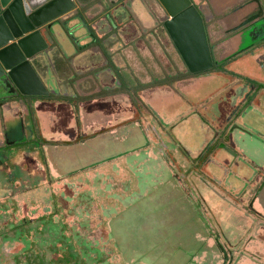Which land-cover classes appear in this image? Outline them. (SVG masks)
Listing matches in <instances>:
<instances>
[{
	"label": "flooded vegetation",
	"instance_id": "obj_1",
	"mask_svg": "<svg viewBox=\"0 0 264 264\" xmlns=\"http://www.w3.org/2000/svg\"><path fill=\"white\" fill-rule=\"evenodd\" d=\"M192 2L198 8L203 17L205 30L211 48L213 66L207 71L190 74L187 72L186 66L179 58L182 69L178 68V70H182L181 74L184 73L185 75H181L182 77L176 81L170 82V86L168 87H172V89L176 87L177 90L180 86H184V88L188 87L185 93L191 97L189 98V101L191 100L190 102H193L194 100L195 103H198L195 106H191L188 111L180 109L184 105H180L182 107L176 106V109L171 111L167 108H165L167 110H164L160 105L159 108H155V106H152V104L149 103V101H146L145 98V115H151V117L154 115L155 118L160 120L157 121L156 119L155 121L150 119V126L145 123L146 148L143 146L141 148L142 150L138 149L134 153H129L130 155H125L128 156L125 160L123 158H120L121 160L119 158L116 159V163L111 162L110 166L107 167V170L102 169L105 167L103 166L105 165L103 163L94 167L96 169L100 168L97 171H101V173L98 176L91 174L90 177H88L90 179L92 177V180H97L96 183L93 184L95 185L94 189L90 187L92 191L88 190L92 194L85 192V189H87L85 181L78 182L75 181V179L72 181L69 178L71 176L75 177V175L83 173L86 170L76 173L69 172L67 173L68 175H65L64 177L62 176L61 178L50 176L44 160L41 156L38 157V154L42 152L46 161L45 150L50 145H53V143H56L54 140H49L45 136L39 135L38 140L35 143H31V146L28 145V149L22 148L21 155L23 158L27 157L25 162H29L31 167L36 164V171L32 168V170H30V175L23 171L20 180L17 182L19 187H11L7 185L5 186V189L0 188V202L3 201L2 203H4V200L5 202L8 201V203H11V201L14 202L11 198L14 193V188L28 191L37 183H40V181L45 183V175L47 174V177H49V186L47 190L51 187L50 190L52 192L49 198H54L55 201V196L58 195L59 198H61V201L67 204V212L69 215L72 214L74 219H70L71 221H69V223L65 222L61 224L55 220L51 203H44L41 199L38 200V207L33 209V206L25 201L27 200V197L22 198L21 202L18 203V209L10 212V215L12 214V219L15 218L17 222H20V226H30L29 228L23 226L26 229L24 233L23 230L17 232L19 238H15V240H18L20 243L18 254L16 255L17 263L20 264L23 262V258H26L27 260L29 257H32V260L34 261L33 263L37 262V264H87L89 260H92L93 264H137L138 262L144 264H164L163 261L165 260L166 264H169L170 261L172 264L173 257L177 255L179 264V257L182 255L184 256L187 253L188 258L180 264H198L192 259V256H197L202 250L205 242H201L202 246H200L194 254L191 252H185L193 241L191 235L198 223H206L208 220V224L210 225L213 221L212 214H216L218 217L217 220H219V225H217L223 239L228 238V235L231 236L232 234H236L240 237L244 234L245 229H248L249 224L245 217L246 212L242 211V208L237 205L238 201L236 200L238 197L244 195L243 192L247 191H243V184H240L241 186L234 189V191H231L229 189L231 184H229L228 181L231 179V174H229L228 171L225 174H222L223 172L217 169V167L215 168V165L211 161H207V169H202V173L199 174L201 176H198V180L201 182L197 185L199 190L195 191L182 175L177 174L176 167L172 161L175 151L185 150L186 155L190 153L192 157H197L200 154V151H202L201 142L203 141L204 133L208 131V122L200 117V115L198 117L197 114L205 113L209 118L213 117L217 104H220L223 100L228 101L227 97L230 98L232 94V91L225 94V91L228 88L227 85L232 77L239 79L235 87L242 85L244 82H248L250 86H253L254 92L263 87H261V84L259 83V81H261L260 79L264 78L263 70L259 69V67L257 69L253 66H256V63L252 57L249 62L250 67H240V70L239 67L237 70L233 67V65L236 66L235 62H238L239 60L244 62L247 60V54L250 55L252 52H257V44H254L256 43L254 42L255 40H253L254 43L251 42V44H253L250 52H244L242 54L238 52L235 55L225 56L224 58H220L219 56L218 59L216 53L212 52L213 47L212 39L210 38L209 20H207L202 13L199 2L196 0H192ZM175 53L177 55V52ZM177 57L179 56L177 55ZM54 77L51 74L49 75L50 83H53L51 87L56 93V82L62 90L65 87L64 85L59 84V80L54 79ZM119 84L120 83L115 80L112 83V86L109 85V92L115 93L116 91L113 89L117 88ZM92 89H94V87H92ZM68 91L71 90L68 89ZM238 91H240L239 93H242L243 89ZM55 93L38 99L53 101L51 98L57 97V94ZM121 95L123 94L121 93ZM15 99L26 101L27 99H33V97H8L0 99V103H7L10 100ZM181 102V100L180 103L175 102V105L181 104ZM184 102L185 101L183 100V103ZM230 102L231 100L229 99L228 107L224 106L225 108H222L219 105V108H221V110L231 111L233 109L232 106L235 107L238 105L239 96L233 99L232 106H230ZM81 103H83V99H77L76 106ZM184 110L187 115L183 114V117H178L179 113L177 111L184 112ZM133 113L134 111H132L131 115L127 117L128 119L111 123V125L106 128L113 127L112 129L110 128L112 131L113 129L116 130L120 128L119 126H116L117 124H121L120 126L126 125V129H131L134 125H139L136 122H133ZM105 126L104 123L100 129L106 130ZM110 129H107L106 131H110ZM165 131H169V133H165ZM205 138L207 137L205 136ZM81 139H83L82 135L77 137L73 142L65 141L64 144H57L56 146L75 144ZM177 139H179V141ZM179 142L180 145H178ZM187 147L190 148V152ZM162 152H165L170 163L166 162L165 158H163ZM207 153L208 150L201 158H204ZM118 160L119 162H117ZM205 160L207 159L205 158ZM169 164L172 166L171 171L168 169L170 166ZM194 168L195 165L191 163V169L194 170ZM22 169H25V167H22ZM215 169L219 175L210 176L208 171ZM225 177H227V179ZM174 178L176 180H174ZM166 182L169 185L170 182L178 185L176 187L172 186L174 189H177L178 192L176 194L171 193L172 196H170L169 193L163 190L166 187ZM222 184H224L225 189L232 192L234 195L233 197L229 196V191H225L221 187ZM180 186H182L183 189H180ZM159 189L161 190L160 192H158ZM94 191L98 192L95 193ZM108 191H110V193ZM245 193H248V191ZM100 194H104V197H108L106 202L104 201L106 208H103V210L105 209L103 215H106L109 218L107 226H104L100 221L101 219H99L102 215H99L96 212L101 207L98 206L100 200H97V196ZM8 203L6 202L5 204ZM89 203L91 204L89 205ZM48 205L51 206L49 207ZM53 206H55V204H53ZM132 207L137 211L139 216L136 215L137 217L134 218V213H130V220L129 218H122L121 215L129 211L128 209H131ZM142 208H144V210H141ZM10 209L11 208L9 207V210ZM144 211L145 213L143 215H145V217L142 218V213ZM240 211H242V213H239ZM158 213H161L160 221H157ZM173 213L175 219L173 218ZM0 215L5 217V212L0 210ZM147 216H149V223L147 222ZM86 217H94L97 220L92 225L88 224V228H86V224L88 223L86 222ZM165 217L167 218L165 219ZM202 220L203 222H201ZM140 221H142V225H139ZM172 221L175 226L179 227L180 231L175 232L172 230L171 237L168 238L169 240H162L155 243V252L152 257L150 256L149 258H145L144 256L138 260H135V258H125L123 252H121L117 246L119 243L112 237V226L120 224L126 226V232L129 234L135 231L139 232L140 229L142 230L141 235L148 234L152 232L151 229H153L157 234L151 237L158 238V236H160L161 239L167 232L161 225L171 223ZM130 222L132 223L130 224ZM135 222L137 223L134 225ZM78 227H81L82 230H79ZM165 227L168 226L166 225ZM202 227L201 224V228ZM88 230L89 236L87 238L86 233ZM181 230L183 231L181 232ZM30 231L32 234L29 237L28 235ZM103 233L105 235L102 236ZM196 241L199 243L200 240ZM238 241L240 243L235 242L236 245L242 243L243 237H240V240L238 239ZM129 244L130 243H126V245ZM106 245L108 248H103L106 247ZM34 246H37L39 249H47L50 253H62L55 258H48L46 257L45 252L42 251L40 253V250L39 252L35 251ZM173 248H176L174 253L172 252ZM151 249H154V247L151 246ZM210 255L208 249L207 257H205L207 262L210 260ZM70 260L72 261L70 262Z\"/></svg>",
	"mask_w": 264,
	"mask_h": 264
},
{
	"label": "water",
	"instance_id": "obj_2",
	"mask_svg": "<svg viewBox=\"0 0 264 264\" xmlns=\"http://www.w3.org/2000/svg\"><path fill=\"white\" fill-rule=\"evenodd\" d=\"M151 1L152 20L159 17L157 19L162 21V27L187 72L196 74L211 69L213 58L203 17L192 0ZM140 2L144 8L145 0ZM134 9V0H127L125 3L123 0H0V99L16 96L38 98L55 93L51 87L53 83L49 80L52 58L69 59L71 66L77 60V75H73L76 80L66 84V95L83 98V103L88 104L102 93L109 92L111 85L104 83V77L109 74L119 83L110 63H116L117 54L114 51L122 40L127 39L122 34L126 24H123L124 20L119 21L118 16H122V19L128 10L133 15ZM136 19L143 22L141 18ZM262 28L264 29V18L260 26ZM97 37L100 39L99 45H96ZM256 50L251 56L246 55L247 60L252 57L264 72V37L257 43ZM117 67L119 66L116 65ZM53 71L57 76L58 72ZM64 71L66 75L72 72L68 69ZM236 79L232 77L230 82ZM259 83L263 87L256 92L248 82L233 88L229 98L230 106L238 96L239 103L232 106L231 111L221 110L217 105L212 118L205 113L197 114L208 122V131L204 133L202 141L205 144L197 159L199 163L208 150L206 159L221 170L222 174L227 171L231 174L229 189L234 191L243 184V191L247 190L249 195H253L264 212V80ZM87 85L94 89L87 90ZM68 89L72 90L71 93ZM242 89V93H239L238 90ZM55 94H61V87L57 82ZM133 135L134 128L120 130L80 143L50 145L46 151L52 167L59 170L65 166L68 171L73 172L71 168L76 164L92 162L103 156H108L104 159L112 163H116L118 158L127 159L128 156L125 155L129 153L125 148L132 141ZM122 148L124 151L120 152ZM162 156L170 163L165 152H162ZM171 167L170 165L169 169ZM208 172L210 176L219 175L216 169ZM221 187L232 194L225 189L224 184ZM128 210L121 215L122 218L130 216V213H137L133 207ZM13 211L14 208L9 210ZM144 213L145 211L142 214ZM245 215L251 221L248 232L253 231L248 240H245L254 253L251 260L264 264V235L258 228L253 230L255 219ZM147 222L149 223V216ZM139 225H142V221ZM260 226L264 229V223H260ZM151 230L152 232L145 234L146 237L157 234L155 230ZM136 233L139 232H132L134 235ZM112 237L115 239L114 235ZM232 250L233 248L228 250L230 257Z\"/></svg>",
	"mask_w": 264,
	"mask_h": 264
},
{
	"label": "rangeland",
	"instance_id": "obj_3",
	"mask_svg": "<svg viewBox=\"0 0 264 264\" xmlns=\"http://www.w3.org/2000/svg\"><path fill=\"white\" fill-rule=\"evenodd\" d=\"M140 1L141 0H137V1L134 0V8L135 9L133 11L135 12L134 13L135 17H134V14L130 15L129 13H127V15H125L123 13V16L124 15L125 16L122 19L120 18L122 16H118V20L119 21L124 20L123 24H126L124 26L122 34L127 39L122 40V42L119 43L120 45L117 47V50L114 51V53L116 52V54H117V56L115 57L116 63H110V67L115 72V75L117 76V79L119 80V83H120L117 88L113 89L116 91L113 94H115L116 96L118 95L119 99H122L121 93L123 95L127 96L130 107H132V109L134 111V113H133L134 121L133 122H136L137 124L141 125V127L143 128L142 129L140 126H138V128H136V126H133L136 136L135 135L132 136L133 137V138H131L132 141H130V143L127 144V146L125 148V150H127L128 153H132L138 149L142 150L141 148L143 146H145V126H146V124H148V126H150V121H149L150 119H153L155 121L157 119V118H155L154 115H153L154 117L153 116L151 117V115L150 116L145 115V110H144L145 109V98H146V101H149V103H151L152 106H155V108H159V105H160V106H162V108L164 110L170 109L171 111H174L176 109L175 108L176 106L182 107L180 105H184L180 109L181 110L185 109L186 111H188L189 108L191 107L190 101L183 103V100H185L184 93L187 91L188 87L184 88V86H180L178 90L176 87L174 89H172V87H168V86H170L169 85L170 82L176 81L177 79H179L180 77H182L185 74L184 73L181 74L182 70H180V71L178 70V68L182 69V67L180 65V59H179V57H177V55L175 53L176 50L174 49L171 41L169 40L168 36L166 35V33L162 27V21L158 20L159 17H157L158 19L156 17H154L155 22L151 18V13L153 12V10H152L153 7H152V4H150V3L152 1L151 0H145L144 8L142 7V4ZM138 7H140L139 11L137 10ZM139 13H140V15H139ZM136 18H141V20L144 23L137 21ZM209 27H210V25H209ZM210 28L212 29V27H210ZM110 42H108V43H110ZM216 43H217L216 40H212V47H213L212 52L216 53V55L219 56L220 54L215 48ZM99 44H100V39L97 37L96 45H99ZM236 52H240L242 54V53H244V50H237ZM51 62L53 63V65H51V67H49L50 74L54 77V75H55V73L53 71V69H54L59 74V75L57 74V76L55 75L54 79H58L59 81L63 80L62 82H59V84H62L65 87L66 84L69 85L70 82H74L76 80V76L73 77V75H77V70H76V69H78L76 67L77 60L76 61L74 60L73 66L70 65V60L66 59V58L62 59V60L60 58H58L57 60H54L52 58ZM238 62L243 64L242 60H239ZM115 64L119 67L116 68ZM253 66L256 67L257 69H258V67H259V69H261L260 66H258L257 64H256V66L255 65H253ZM67 69L72 70L71 73L69 72V75L65 74L64 70H67ZM183 72H184V69H183ZM260 72H261V70H260ZM263 74H264V72H263ZM155 78H156V81H155ZM163 82H164V85L161 84L162 86L156 85V83H163ZM104 83L112 86L109 74H106V77H104ZM150 85H155L156 87L155 86L152 87ZM159 87H160V89H156ZM152 88L156 89V90H151ZM89 89H90V87L87 90H89ZM65 91H67L65 88L63 90L61 88V94L57 95V97H64V96L71 97V98L74 97V96H70L69 94L66 95ZM71 91L69 93H71ZM51 99L59 101V99H57L56 97L51 98ZM75 99H83V98H76L75 97ZM29 100L30 99H27L26 101H23V100L19 101L17 99L15 101L16 102L15 105L18 107V109L20 107L22 108L23 118H25V119L27 117L26 111L28 109H30L29 103H28ZM180 100L182 101L181 104L175 105L176 104L175 102L180 103ZM10 101H14V100H10ZM123 101L124 100H119L116 102V104H118V106H120V108H123V106H124ZM25 103H28V104L26 105ZM186 107H187V109H186ZM165 108H167V109H165ZM185 110H184V112L183 111H177L179 113L178 117H180L183 114L187 115ZM125 113L127 114L128 112L126 111ZM130 115L131 114H128V116H130ZM47 116L49 118L51 117V119H54V121L57 119L56 117H58L59 119H68V120L70 119L66 113L65 107H62L57 112H55V111L51 112L50 111V112H48ZM47 116L45 115V117H44V118H46V120H47ZM36 117H37V115L31 113L30 120H31L32 126H33V123H34V120L36 119ZM41 118H43V117L40 116L39 119L41 120ZM30 129L31 130L34 129V130H32L33 132H30ZM123 130L126 131L128 129H123ZM132 132H133V130H132ZM193 132H196V131H193ZM23 135L24 136L21 138L22 139L21 144L23 146H28V145L31 146V143H35L38 140L39 130H38L37 126L34 125L33 128L28 127L27 129H25V132ZM19 139H20L19 136H17V144H15L16 147H18L20 145ZM2 143H4V142L0 141V147L3 146ZM123 145H124V143H123ZM116 150H118V149H116ZM119 151L122 152V151H124V149L122 148ZM179 152L180 153L178 154V156H181L182 154H186L185 150L184 151L180 150ZM47 153L48 152L45 150L46 160L52 165L50 157L48 156ZM128 155H130V154H128ZM2 156H3L2 153H0V158ZM40 156L45 162L44 154L42 152H40L38 154V157H40ZM3 158H4V156H3ZM104 158H108V156L107 157L103 156L100 159L94 160L92 162L86 161L84 163L76 164L75 167L71 168L73 172L76 173V172H79L82 170H86L87 172L85 171L83 173H79L78 175H75V177L71 176V177H69L70 180L73 181V179H75V181H78V182L85 181L86 182L85 186H87V189H85V192L91 193L88 190L92 191L91 188L94 189L95 185H93V184L96 183L97 180H95V179L92 180V177H91V179L88 177H90L91 174H94L97 176L100 175L101 171H97L100 168L96 169L94 167H96L101 161H102L101 163H105L108 161V159L105 160ZM4 159H3V161H4ZM103 160H105V161H103ZM172 161H173L174 165L176 166V155L174 156ZM7 164H9V163H7ZM24 166H25V164H24ZM109 166L110 165H108L107 167H109ZM27 167H29V166H25V169H27ZM107 167H103L102 169L107 170ZM56 170L60 174L61 173L65 174V173L71 172V171H68L69 169L67 170V167H65V166L59 170L58 169H56ZM169 170L171 171V169H169ZM169 174H170V172H169ZM45 176H46L45 177V183L40 181V183H37L30 190H28V191L22 190L21 193L23 195V198L27 197V200H25V201L28 204H31V206H33V209L38 207V204H39L38 200L42 199L44 201V203L45 202L51 203L52 206L51 205H48V206L49 207L51 206L53 208L55 220L61 224L65 223V222L69 223V221L73 220L74 217L72 216V214L71 215L68 214L67 209H66L67 204L63 203L61 201V198H59L58 195L55 196V201H54V198L53 199L49 198V196H50V194H52V192L50 190L51 187L49 190H47V188L49 186L48 185L49 184L48 183L49 177H47L48 176L47 174ZM174 180H176V179L174 178ZM15 186L19 187V184L16 182ZM172 186L176 187L178 185L172 184L171 182L169 185L166 182V187L163 189L167 193H169L170 196H172L173 193L176 194L178 192L177 189H174V187H172ZM180 189H183L182 186H180ZM160 191L161 190L159 189L158 192H160ZM94 192L96 193L98 191H94ZM108 192L110 193V191H108ZM108 192H107V194H108ZM88 195H90V194H88ZM104 196H105L104 194L103 195L100 194L99 196H97V200L98 201L100 200V202L98 203V206H101V207L96 212L99 215L100 214L102 215V217L100 216L101 218H99V219H101L100 221L102 222V224L104 226H107L109 218L106 215L105 216L103 215V212L105 211V209L103 210V208H106L104 201L106 202L108 197H104ZM231 199H233V198H231ZM6 202L8 203V201H6ZM12 204H13V202L11 201V203H9L8 206L11 208ZM53 204H55V206H53ZM90 204L91 203H89V205ZM58 206H60V207H58ZM55 209H56V211H55ZM11 215H10L9 210H7L5 212V217L0 215V264H19L16 261V255L18 254V249H19L20 243L18 242V240H15V238H19L17 232H19L20 230H23V233H24L26 230L24 227H26V228L30 227L29 225L28 226L23 225L24 227L20 226V222H17V220L15 218L12 219ZM86 215H88V214H86ZM133 215H134V218L137 217L136 215L139 216V214H137V213H134ZM128 217L129 216L127 215L125 217V219H127ZM86 218H87L86 222H88L86 224V226H87L86 228H88V224L92 225L97 220L94 217H86ZM166 218L167 217H165V219ZM173 218L175 219L174 213H173ZM160 219H161V213H158L157 214V221H160ZM80 221H81V218H80ZM201 222H203V220ZM82 224H83V222H82ZM201 224L203 226L202 228H201ZM166 225L168 227H165ZM161 226H163L162 228L165 231H167L166 234L161 239H160V236H158V238H159L158 239L155 237H149V236L146 237L145 234L141 235L142 234L141 229L139 230V233H136L137 235H133L132 232H131V234H129L128 232H126V229H125L126 226H122L120 224H118V225L115 224L114 226H112V234L114 235L115 240H117V242L119 243V245H117V246H118L119 250H121V252H123V256L125 258H128V259L135 258V260H138L140 258H143V256L145 258H147V257L149 258L150 256L152 257V255L155 252V248H156L155 243H157L158 241L160 242L162 240H164V241L169 240L168 238L171 237L172 230L175 232L180 231L179 227L175 226L173 221L171 223L161 225ZM204 228H205V231H204ZM78 229L82 230L81 227H78ZM210 229L211 228L209 227L208 220L206 223H198L196 225L195 230H193L192 235H191L193 238V241H192L191 245L187 248L188 250L186 249L185 252H188V253L191 252L194 254L195 251H197L199 249V247L202 246V243H201L202 241H199V243H200L199 244L195 240L194 234L196 232H199V233L201 232L202 234H208L211 232ZM89 230L86 233L87 238L89 236L88 235ZM182 231L183 230H181V232ZM31 234H32V232L30 231L28 236L30 237ZM125 234L127 235L126 237H125ZM103 235H105V234L103 233L102 236ZM126 243H130V244L126 245ZM165 243H167V242H165ZM151 246H153L154 249H151ZM103 248L107 249L108 247L106 245V247H103ZM175 249L176 248H173V250H172L173 253H174ZM34 250L38 251V252L40 250V253L42 251L45 252L46 257H48V258H50V257L55 258V257L59 256V254L62 253V252L61 253H59V252L58 253H50L47 249H39L37 246H34ZM33 253H34V251H33ZM187 258H188L187 253L184 256L183 255L180 256L179 257L180 263H182ZM23 260L24 261L21 262L20 264H37V262L33 263L34 261L32 260V257H29L27 260H26V258L25 259L23 258ZM25 260H26V262H25ZM71 261L72 260H70V262ZM165 262H166V260L163 261L164 264H166ZM87 264H93L92 260H89ZM137 264H144V263L138 262ZM169 264H171V261L169 262ZM172 264H178V256L177 255H175L173 257V263Z\"/></svg>",
	"mask_w": 264,
	"mask_h": 264
},
{
	"label": "crops",
	"instance_id": "obj_4",
	"mask_svg": "<svg viewBox=\"0 0 264 264\" xmlns=\"http://www.w3.org/2000/svg\"><path fill=\"white\" fill-rule=\"evenodd\" d=\"M126 1L127 0H123L124 3ZM196 1L199 2L202 13L206 17V19L209 20V25L210 27H212V29L210 28V38L217 41L215 48L219 52L220 55H218L220 56V58H224L225 56L229 55H235L238 53L236 52L237 50L250 52L252 44L254 42H256L254 44L259 43V40L264 37V29H260L264 18V0ZM128 13L131 14L129 10ZM253 40L255 41L253 42ZM251 42L253 43L251 44ZM249 62L250 60H245L243 64L240 62H235L236 64H234L236 66L233 65V67H235V70H237L238 67L240 70V67L242 68L244 66L248 68L250 67ZM82 68H84V66H82ZM263 79L264 78L260 80ZM110 81L111 83H113L115 80L110 76ZM236 85L237 79L233 82H229L225 94L232 91V89ZM121 96L122 99H119V96H116L115 94H113V92H104L99 96V98L96 97V100H93V102L88 104L81 103L77 106L65 101H51L33 98L29 100V102L27 101L29 103L30 110L28 109L29 111H26V119L23 118L22 108L20 107L18 109V107L15 105L16 100L9 101L7 103H0V141L4 142L2 143L3 146L0 147V153H2L5 158L4 159L3 156L0 158V188L5 189V186L7 185L11 187H17L15 186V183L20 180L23 171L29 173L28 175H30V170H32V168L35 169L34 171H36L37 165L34 164L31 167L29 162H25V159L27 157L23 158V156L21 155V149H28V146H22L21 143L18 147L15 146V144H17V136H19V138L21 139L24 136L23 134L25 132V129H27L28 127L33 128L34 125L37 126L39 135H43L49 140H54L56 142L53 143L54 146H56L57 144H64L65 141L73 142L77 137L81 135L83 136V139L79 140L78 143L101 136L105 133L118 132L120 130L126 129V125L120 126L121 124H117L116 126H119L120 128L116 130L113 129L112 131L111 129L113 127H110L111 129L106 127L110 126L111 123H114L116 121L118 122L128 119V114H131L133 111L132 107H130L127 96ZM184 97L185 102H188L189 98H191L186 93H184ZM227 99L229 101L228 97ZM119 100H124L123 108H120V106L116 104V102ZM228 101L223 100L222 102H220V104L217 105H220L222 108H225L224 106L228 107ZM28 103L25 104L27 105ZM197 103L198 102L195 103V101L193 100V102H191V106H195ZM62 107L66 108V113L71 120L59 119L58 117H56L57 119L54 121V119H51V117L49 118L47 116L48 112H57ZM124 111H127L128 113L126 114ZM31 113L37 115L36 119L34 120L33 126L31 125L30 120ZM45 115L47 116V120L46 118H44ZM38 116H41L43 118H41L40 120ZM180 117H183V115H181ZM157 121L160 120L157 119ZM104 123L106 125L105 129H110V131L100 129L102 125H104ZM32 130L30 129V132H33ZM204 144L205 143L201 142L202 148ZM187 149H189V152L191 151L189 147H187ZM174 153V156L176 155L175 167L177 174L182 175L183 178L188 181V184L193 187V190L198 191L199 188L197 185L201 183L198 180V176H201L199 174L202 173V169H207L205 160L207 156L201 158L198 163L197 157H192L190 153L188 155L180 154L181 156H178V154L180 153L179 151H175ZM207 161L210 160L208 159ZM190 162L195 165L194 170L191 169ZM24 164L25 166L29 167H27V169H22V167H25ZM45 164L51 177L61 178L62 175L63 177L65 176V174L58 173V171L48 162H46ZM103 164H105L104 166L107 167L111 164V161H107ZM13 191L14 193L11 198L14 202L11 205V208H14L16 210L18 209V203L21 202L23 195L21 193L22 190H19V188H14ZM243 193L244 195L242 197H238L236 199L238 201L237 205L241 207L242 211L246 212L247 215H250L255 219V222L253 223V230H256L258 228L259 232L264 235V229H262L260 226V223H264V212L262 210V207L260 206V204H258L257 199H255L253 195H249L245 192ZM229 196L233 197L234 195L230 194ZM2 202L3 201L0 202V210L6 212L9 209V203L5 204V200L4 203ZM242 211H240L239 213H242ZM212 215L213 221L209 225V227L211 228V232L208 234H202L201 232L195 233V240H200L205 243L202 247V250L197 254V256L193 255L192 259L195 260L198 264H257L258 262L251 260V256H253L254 253L253 250L249 249L250 247L248 248L249 244H247L245 241L248 240L247 238L251 236L253 231L248 232V229H245L244 234L240 236L241 238L243 237L242 243L236 245V243L239 242L238 239L240 240V237H238L236 234H232L231 236L228 235V238L223 239L218 227V217L214 213ZM245 217L248 220L247 223L250 225L251 221L247 218L246 215ZM258 243L260 245H263L259 241ZM229 248H233L232 257L229 256ZM208 249L211 255L210 260L207 262V259L205 257H207Z\"/></svg>",
	"mask_w": 264,
	"mask_h": 264
},
{
	"label": "trees",
	"instance_id": "obj_5",
	"mask_svg": "<svg viewBox=\"0 0 264 264\" xmlns=\"http://www.w3.org/2000/svg\"><path fill=\"white\" fill-rule=\"evenodd\" d=\"M188 75H190V74H188ZM155 81H156V78H155ZM161 84L164 85V82H163V83H156V85H158V86H162ZM150 86L154 87L155 85H150ZM150 86H149V87H150ZM155 87H156V86H155ZM38 98H43V97H38ZM57 99H59V101L69 102V103H71V104H73V105H76V103H77V99H75V98H71V97H67V96H64V97H58ZM29 110H30V109H29ZM19 143H22L21 139H20Z\"/></svg>",
	"mask_w": 264,
	"mask_h": 264
}]
</instances>
